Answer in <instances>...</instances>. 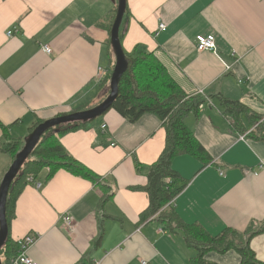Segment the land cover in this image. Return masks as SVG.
Returning <instances> with one entry per match:
<instances>
[{
    "label": "crops",
    "instance_id": "obj_1",
    "mask_svg": "<svg viewBox=\"0 0 264 264\" xmlns=\"http://www.w3.org/2000/svg\"><path fill=\"white\" fill-rule=\"evenodd\" d=\"M118 0H0V145L20 142L37 121L90 110L104 100L115 57L109 26ZM122 50L152 53L188 96L205 102L184 124L211 161L177 157L173 170L187 181L171 202L181 221L211 236L264 225V0H126ZM123 21V19H122ZM164 24V31L158 25ZM13 27L18 32L6 36ZM212 35L215 52L198 53L197 36ZM52 53L46 55L42 47ZM214 96L246 108L224 118ZM236 126L232 127V124ZM105 129L101 130V126ZM245 136L244 140H240ZM60 144L98 178L44 170L16 198L12 242L38 239L28 251L36 264H192L196 252L150 220L143 167L162 152L165 131L153 114L130 123L114 110L62 136ZM13 158L0 150V184ZM220 172L222 176L220 175ZM35 183L41 187L36 188ZM111 197L103 205L101 186ZM67 215L73 228L65 226ZM264 264V234L250 242ZM82 259L83 262H82ZM207 264H241L233 250L211 252Z\"/></svg>",
    "mask_w": 264,
    "mask_h": 264
},
{
    "label": "trees",
    "instance_id": "obj_2",
    "mask_svg": "<svg viewBox=\"0 0 264 264\" xmlns=\"http://www.w3.org/2000/svg\"><path fill=\"white\" fill-rule=\"evenodd\" d=\"M111 27L112 23L108 29L109 33ZM124 55L128 68L118 83V94L110 110H114L130 123H135L146 114H153L162 122L165 131V144L162 152L152 165L143 167L147 183L138 190L146 193L148 207L140 214L138 224L141 225L150 220L161 225L164 231L180 236L185 245L196 252V257L191 260L192 264H207L204 261L207 254L211 252L224 254L231 250L240 256L241 264H261L250 249V242L256 235L264 234V225L260 228H253L252 223L243 233L225 228L220 234L211 236L198 224L183 223L171 207V202L187 185V181L182 180L173 170V160L181 156H190L204 166L210 164L211 161L204 148L184 124V118L188 113H194L197 117L205 101L197 95H185L152 53L135 48L130 54L124 52ZM110 77L111 74L104 80V83H108L104 100L110 93ZM211 98L217 99L220 106L225 109L224 118L227 121H231L232 117L236 122L237 115L240 112H246V108L239 103L229 102L220 96ZM42 123L44 121H37L29 129V134ZM88 123L62 124L48 129L24 161L7 196L5 215L8 235L0 250V260L5 258V263L1 262V264H7L16 253L14 242L9 237V226L14 216L16 198L29 185L28 178L36 181L39 175L47 170L45 179L48 180L57 171L64 170L99 185L98 178L76 162L59 141L65 134L82 129ZM234 124H232L233 128L236 127ZM4 136L5 142L0 145V150L9 154L14 160L21 149L20 142L11 140L6 134ZM101 190L104 194L101 199V205H103L109 200L111 193L109 187L104 185L101 186Z\"/></svg>",
    "mask_w": 264,
    "mask_h": 264
},
{
    "label": "water",
    "instance_id": "obj_3",
    "mask_svg": "<svg viewBox=\"0 0 264 264\" xmlns=\"http://www.w3.org/2000/svg\"><path fill=\"white\" fill-rule=\"evenodd\" d=\"M125 7L126 0L117 1L116 15L110 30V45L114 53L115 65L109 81V96L99 105L90 110L77 112L65 116H59L51 120L45 121L44 123L37 126L36 129L28 135V138L25 140L22 148L17 153L10 168L3 177L0 184V250L4 245L8 235V226L6 221L5 210L10 187L14 179L16 178L19 170L21 169V166L23 165L24 161L28 158L34 147L37 145L40 137L48 129L58 125L71 124L77 122H92L98 119L99 117L103 116L111 108L112 103L115 101L118 94V83L122 75L126 72L128 68L127 60L119 40V28L125 13Z\"/></svg>",
    "mask_w": 264,
    "mask_h": 264
},
{
    "label": "built area",
    "instance_id": "obj_4",
    "mask_svg": "<svg viewBox=\"0 0 264 264\" xmlns=\"http://www.w3.org/2000/svg\"><path fill=\"white\" fill-rule=\"evenodd\" d=\"M166 29V26L164 24L158 25L159 31H164ZM18 32L17 27H13L8 32H6L7 37H11L12 35H15V33ZM195 49L196 52L202 53V52H215V39L212 35H206V36H197L195 38ZM42 52L46 55H50L52 53L51 49L48 46L42 47ZM202 106V105H201ZM105 125L101 126V130L105 129ZM245 136H241L240 140H244ZM264 166L259 165V169H262ZM220 175L222 176L221 172ZM29 182H32V179H28ZM36 188H40V183L34 184ZM62 223L67 226L68 228H73V221L71 218H69L67 215H64L61 217ZM38 239V236L35 234H28L24 236L23 238H20L16 240L15 242V250L16 253L14 256H12L7 264H36L32 261L31 258L28 256V251L35 245L36 241ZM141 264H147L146 262H142Z\"/></svg>",
    "mask_w": 264,
    "mask_h": 264
},
{
    "label": "rangeland",
    "instance_id": "obj_5",
    "mask_svg": "<svg viewBox=\"0 0 264 264\" xmlns=\"http://www.w3.org/2000/svg\"><path fill=\"white\" fill-rule=\"evenodd\" d=\"M125 16V15H124ZM124 22V18H123V21L121 22V25H122V23ZM113 55H114V53H113ZM1 262L2 263H5V258L3 257V258H1Z\"/></svg>",
    "mask_w": 264,
    "mask_h": 264
}]
</instances>
